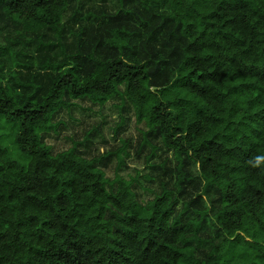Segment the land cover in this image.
I'll return each instance as SVG.
<instances>
[{
  "label": "trees",
  "instance_id": "obj_1",
  "mask_svg": "<svg viewBox=\"0 0 264 264\" xmlns=\"http://www.w3.org/2000/svg\"><path fill=\"white\" fill-rule=\"evenodd\" d=\"M0 264H264V0H0Z\"/></svg>",
  "mask_w": 264,
  "mask_h": 264
},
{
  "label": "rangeland",
  "instance_id": "obj_2",
  "mask_svg": "<svg viewBox=\"0 0 264 264\" xmlns=\"http://www.w3.org/2000/svg\"><path fill=\"white\" fill-rule=\"evenodd\" d=\"M9 133H10L9 125H6L3 120H0V142L5 146L10 147Z\"/></svg>",
  "mask_w": 264,
  "mask_h": 264
}]
</instances>
